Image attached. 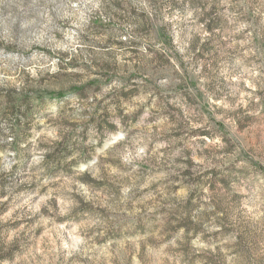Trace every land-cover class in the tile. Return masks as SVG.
Masks as SVG:
<instances>
[{
    "label": "rangeland",
    "instance_id": "rangeland-1",
    "mask_svg": "<svg viewBox=\"0 0 264 264\" xmlns=\"http://www.w3.org/2000/svg\"><path fill=\"white\" fill-rule=\"evenodd\" d=\"M6 15L0 10V29ZM90 27L102 38L96 43L102 65L93 60L100 79L119 78L121 83L133 85L131 101L140 105L137 111L147 112L144 127L159 121V129L151 132L167 129L150 147L174 139L184 148L180 137L187 133L185 140L191 142L185 149L187 166L138 193V198H154L146 200L149 206L157 205L151 212L144 204L127 205L128 211L136 212V223L144 221L150 228H101L98 221L103 217L76 216L84 194L91 195V189L77 177L83 185L77 191L71 172L59 163L67 152L74 123L60 122L69 131L55 144L36 146L34 167L21 172L19 158L11 156L0 164V238L18 232L23 241L11 251L0 252V261L133 264L135 255L140 264H218V258L224 256V241L236 235L237 245H225L236 249L231 255L243 256L235 264H264L259 255L264 247V190L253 183L251 188L232 194L225 191L228 185L223 178L215 184L205 182V176L219 169L195 171L204 166L205 157H211L205 145L213 141L221 146L216 154L241 145L255 153L264 144L262 0H108L103 16L97 13ZM5 101L7 97L0 103ZM59 135L55 126L49 132L50 137ZM241 154L247 156L243 147ZM142 171L147 174V168ZM62 184L67 187L57 192ZM29 200L33 211L19 207ZM61 207L65 211L57 215ZM223 209L229 213L230 228L220 223L225 219ZM155 232L160 239L152 235ZM222 233H226L223 238ZM224 264L232 262L225 258Z\"/></svg>",
    "mask_w": 264,
    "mask_h": 264
},
{
    "label": "clouds",
    "instance_id": "clouds-1",
    "mask_svg": "<svg viewBox=\"0 0 264 264\" xmlns=\"http://www.w3.org/2000/svg\"><path fill=\"white\" fill-rule=\"evenodd\" d=\"M107 7L108 0H21L20 3L0 0V10L7 13L0 29V100L8 98L0 103V164L11 156L19 158L21 172L34 167L32 155L36 146L39 143L55 144L69 131V128L61 127L60 122L72 121L73 135L67 138V152L59 163L63 170L71 172L77 191L83 188L77 177H82L91 189V195L84 194L76 216L103 217L98 221L101 228L143 230L152 225L144 221L137 224L136 212L128 211L127 205L144 204L151 212L157 205L149 206L146 200L154 198L151 195L138 198V193L153 182L167 179L174 170L182 171L189 159L185 149L191 142L185 140V133L180 137L184 148L177 146L180 141L174 139L150 147L154 138L158 140L167 129L153 134L151 129H159V121L144 127L147 112L137 111L140 105L131 101L133 85L121 83L119 78L109 81L105 76L100 79L93 60L102 65V53L96 48L102 38L94 35L90 22L97 19V13L103 16ZM94 80L95 84H89ZM101 100L103 104H100ZM98 104L100 109H97ZM101 111L106 114L101 115ZM54 126L61 135L50 137L49 132ZM114 136L119 139L113 140ZM205 147L212 155L205 157L204 166H198L195 171L220 170L205 176L206 183L215 184L223 178L228 185L225 191L230 190L232 194L251 188L253 183L258 190H264V170H261L264 144L256 148L255 153L241 145L235 150L229 146L227 151L216 154L221 147L216 141ZM241 147L247 156L241 154ZM162 148L165 151H161ZM230 165L234 167H228ZM145 168L147 174L142 171ZM65 187L67 185L62 184L56 191ZM104 193L111 195L106 197ZM217 203L220 206L219 201ZM26 206L33 211L30 200L19 205L20 208ZM64 211L61 207L56 214ZM220 215L217 213V219ZM223 215L225 219L220 220L221 225L230 228L227 209H223ZM152 235L160 239L158 232ZM224 235L226 233H222L221 238ZM17 243L23 244L18 232L0 238V252L13 250ZM225 245H237L236 235L224 241L221 247L224 256L218 258V264H224L225 258L232 264L243 260L240 254H230L236 251L235 248ZM171 246H175V241ZM152 251L149 246L148 252ZM259 255L264 259V247ZM132 260L133 264H140L135 255ZM0 264L19 262L6 259Z\"/></svg>",
    "mask_w": 264,
    "mask_h": 264
}]
</instances>
